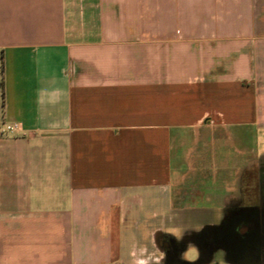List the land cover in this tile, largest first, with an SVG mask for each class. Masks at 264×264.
<instances>
[{"label": "crops", "instance_id": "1", "mask_svg": "<svg viewBox=\"0 0 264 264\" xmlns=\"http://www.w3.org/2000/svg\"><path fill=\"white\" fill-rule=\"evenodd\" d=\"M212 94L264 127V0H0V264H154L220 215L263 155Z\"/></svg>", "mask_w": 264, "mask_h": 264}, {"label": "flooded vegetation", "instance_id": "2", "mask_svg": "<svg viewBox=\"0 0 264 264\" xmlns=\"http://www.w3.org/2000/svg\"><path fill=\"white\" fill-rule=\"evenodd\" d=\"M250 176L245 172L246 181ZM255 177L257 183L258 172ZM160 243L154 264H264V192L260 198L253 190L229 197L220 215L202 228L179 236L163 232ZM192 248L196 259L187 261Z\"/></svg>", "mask_w": 264, "mask_h": 264}, {"label": "rangeland", "instance_id": "3", "mask_svg": "<svg viewBox=\"0 0 264 264\" xmlns=\"http://www.w3.org/2000/svg\"><path fill=\"white\" fill-rule=\"evenodd\" d=\"M196 110L200 109H209L212 117H218V112H224L226 115V119L229 122L234 123L233 129L237 130H245L257 127L258 129V154L260 158V165L257 171H252V175L250 174V170L247 169H236L235 175L233 178V182L235 184H231L230 187L235 188V195H243L246 192L251 191L250 187L253 188V194L258 192L259 198L262 197V193L264 192V127L260 124L262 122L261 118H258L254 115V113H250L253 110L252 102L250 98H244L239 96H227L225 99L221 98L220 100L216 97L211 96L208 100H205L204 103L201 102L199 104L196 103L195 105ZM251 109V110H250ZM236 143L231 142L226 146L228 151V155L234 158L235 164H239L238 155L236 153ZM231 154V155H230ZM237 160V161H235ZM237 162V163H236ZM169 170L168 168H139V169H130V177L131 179L138 178L140 181H150L151 179L155 178L158 180L159 183H168L169 182ZM248 171L249 174V181H246L245 172ZM256 172V173H255ZM258 172V179L257 183H255V174ZM244 175V176H243ZM243 176V179H241ZM250 180H252V185ZM247 182V183H246ZM230 196V197H233ZM226 202V201H225ZM216 216V215H215ZM213 217V216H212ZM181 234V232H180ZM196 248H192L187 254H185V258L187 261H194L196 258ZM144 260L141 264H144ZM147 263V262H146ZM150 264V263H148ZM152 264V263H151Z\"/></svg>", "mask_w": 264, "mask_h": 264}, {"label": "built area", "instance_id": "4", "mask_svg": "<svg viewBox=\"0 0 264 264\" xmlns=\"http://www.w3.org/2000/svg\"><path fill=\"white\" fill-rule=\"evenodd\" d=\"M5 126H6L5 129L9 130V131H14V130L19 128V124L18 123H6Z\"/></svg>", "mask_w": 264, "mask_h": 264}]
</instances>
